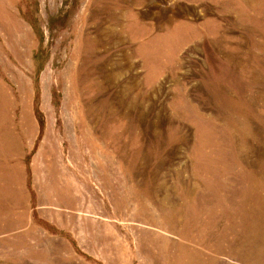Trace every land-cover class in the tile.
<instances>
[{"label": "rangeland", "instance_id": "rangeland-1", "mask_svg": "<svg viewBox=\"0 0 264 264\" xmlns=\"http://www.w3.org/2000/svg\"><path fill=\"white\" fill-rule=\"evenodd\" d=\"M0 264H264V0H0Z\"/></svg>", "mask_w": 264, "mask_h": 264}]
</instances>
